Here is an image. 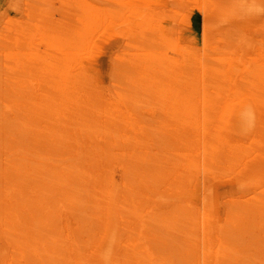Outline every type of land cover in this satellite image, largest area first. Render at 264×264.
Listing matches in <instances>:
<instances>
[{
	"label": "bare ground",
	"instance_id": "obj_1",
	"mask_svg": "<svg viewBox=\"0 0 264 264\" xmlns=\"http://www.w3.org/2000/svg\"><path fill=\"white\" fill-rule=\"evenodd\" d=\"M0 264H264V0H0Z\"/></svg>",
	"mask_w": 264,
	"mask_h": 264
}]
</instances>
